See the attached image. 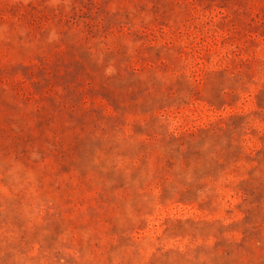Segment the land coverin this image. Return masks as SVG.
<instances>
[{"label": "rangeland", "instance_id": "1", "mask_svg": "<svg viewBox=\"0 0 264 264\" xmlns=\"http://www.w3.org/2000/svg\"><path fill=\"white\" fill-rule=\"evenodd\" d=\"M0 264H264V0H0Z\"/></svg>", "mask_w": 264, "mask_h": 264}]
</instances>
